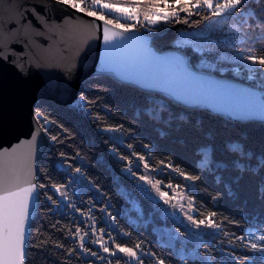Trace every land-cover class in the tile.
<instances>
[{"label":"snow or ice","instance_id":"1","mask_svg":"<svg viewBox=\"0 0 264 264\" xmlns=\"http://www.w3.org/2000/svg\"><path fill=\"white\" fill-rule=\"evenodd\" d=\"M52 5L70 9L73 15L56 20L47 15ZM156 25L183 29L185 34L167 48H157L151 43ZM49 34L71 42L75 63L49 48L29 57L26 67L14 45ZM93 38L99 42L95 78L135 87L170 104L264 125V0H39V4L24 0L10 6L0 20V63L12 65L22 75L32 67L60 68L70 79ZM95 91L100 94L81 91L75 103L62 110L69 115L84 113L104 134L105 156L99 160L73 127L44 111L41 103L32 110L29 137L0 146V264H28L30 246L52 255L51 264H264V225L254 230L245 226L244 212L223 216L215 210L225 195L236 196L231 183H224L223 192L209 191L214 210L202 211L206 202L197 203L204 171L243 172L251 165L241 159L217 163L211 146L200 150L204 159L199 169L178 163L173 154L156 151V141L130 139L139 123L135 117L126 121L120 113V119L107 122L106 114L117 112L104 101L109 89L97 83ZM41 136L56 149L59 177L47 168L37 174ZM73 144V151L65 150ZM231 147L242 159L252 158L242 146ZM252 171H264V156ZM120 185L144 200L150 192L166 210L153 209V215L171 223L154 228L155 235L148 239L146 222L126 220L115 204L112 189ZM260 192L264 194V175ZM34 195L46 202L37 210L51 231H41V224L30 245ZM61 217L68 218L64 221L68 227ZM225 224L243 231L230 233ZM221 233L232 237L227 245L219 239Z\"/></svg>","mask_w":264,"mask_h":264},{"label":"trees","instance_id":"2","mask_svg":"<svg viewBox=\"0 0 264 264\" xmlns=\"http://www.w3.org/2000/svg\"><path fill=\"white\" fill-rule=\"evenodd\" d=\"M156 30L153 36L160 34L154 42V47L157 48H167L176 39L181 38L185 34L183 29L176 30V28L167 25H158ZM211 38L215 39L216 36ZM97 83L103 84L109 89L108 92L103 94L104 101L113 105L117 110L116 115L106 114L109 118L107 122L111 123L120 119V113L124 114L123 119L126 121L133 117L139 120L134 137H130V139L140 137L145 140L156 141V151L171 153L178 163L194 164L198 169L200 162L204 159L200 150L209 146L215 151L217 163L222 164L223 161L229 159H241L242 163L251 165L243 172L234 168L227 170L220 168L215 173L204 171V184L197 186L198 191L196 194L199 197L197 203L206 202L201 209L202 211L214 210L215 206H213L209 198V191L218 189L223 192L224 183H231L236 196L229 198L225 195L215 210L220 211L223 216L242 211L245 213V219L247 220L246 227H252L254 230L261 229V226L264 225V194L260 192V188L261 175H264V171L257 174L252 171V168L257 167L259 158L264 156V125L258 122H232L208 111L186 110L175 104H170L162 97H149L140 90L131 86H120L107 78L97 79L93 77L86 80L82 83L79 93L84 91L90 96L99 95L100 93L95 91ZM38 103L44 106V111H51L54 116L62 119L66 125L73 127L78 136L82 137L86 144L92 146L94 159L99 160L105 156V145L102 143L104 134L96 131L95 126L87 119L84 113L69 115L62 110L65 106L45 101ZM100 111L103 112V109ZM136 126L130 125V127ZM79 143L80 141L77 140L76 144ZM76 144H73L72 148L65 150L73 151ZM231 145L242 146L244 153L251 152L253 154L252 158L242 159L240 152L234 151ZM55 156L56 149L48 141V147L39 162L38 175L40 168H47L50 173L57 177L62 174V169L56 166ZM104 167L106 168V166ZM216 176L221 178L220 182H217ZM237 177H240L238 182L236 181ZM129 184L134 190L139 191L131 180H129ZM112 191L116 196L115 204L118 205L121 214L126 220H139L141 224L146 222L144 232L148 239H152L155 235L153 232L154 228L166 227L171 223V219L161 221L153 215V209L161 213H166V210L162 205H159V202L154 199L150 192H147V198L144 200L135 194L129 195L131 189L126 188L124 185L114 187ZM212 194L214 195L215 192H212ZM43 203L46 202L39 201L38 207H42ZM236 218L239 219V216L237 215ZM67 219V217H61L65 228L68 227L67 223H64ZM220 219L221 216H218L217 220L219 221ZM41 224L44 226L41 231H51L48 220L43 218L37 210L32 224L31 237L33 239L30 241V245L35 242V238L38 235L37 229L40 228ZM223 227L225 231L235 232L237 235L243 231V229H234L229 224H225ZM54 235L57 234L54 233ZM231 238V236L225 238L223 233L219 237V239L224 241L225 245ZM207 239L212 242L211 237ZM65 243L69 242L65 241ZM53 259L52 255L31 246L29 247L28 264H44L45 261L51 264ZM53 264H55V261ZM72 264H75V261Z\"/></svg>","mask_w":264,"mask_h":264},{"label":"water","instance_id":"3","mask_svg":"<svg viewBox=\"0 0 264 264\" xmlns=\"http://www.w3.org/2000/svg\"><path fill=\"white\" fill-rule=\"evenodd\" d=\"M23 2L24 0H0V20L4 18V14L10 6ZM28 2L39 4V0H28ZM38 11H43V9L38 8ZM47 15L60 20L65 16L73 15V13L70 9L52 5L51 11ZM33 19L35 18L33 17ZM94 27L93 25V37L95 35ZM159 36L160 34L154 36L151 41L153 46ZM70 44V41L64 42L59 37L53 38L49 34L44 37H37L35 41L30 40L28 44L17 43L14 48L18 50L15 53L16 56L18 58L23 57L27 67L29 57L34 54L38 55L42 50L49 48L54 53L65 56L69 63H75L71 58ZM98 60L99 42L93 38L87 49L79 57L77 67L70 79L65 77L60 68L37 69L32 67L28 69L26 74L22 75L12 65L0 63V146L15 143L18 138L29 137L33 127L32 110L38 102L45 101L61 106L74 104L82 83L95 77ZM180 107L190 111H199ZM211 113L218 115L214 112ZM218 116L232 122H240L231 120L226 115ZM47 147V138L39 137L35 158L37 174L40 159ZM38 203L39 198L34 195L30 208L29 235Z\"/></svg>","mask_w":264,"mask_h":264},{"label":"rangeland","instance_id":"4","mask_svg":"<svg viewBox=\"0 0 264 264\" xmlns=\"http://www.w3.org/2000/svg\"><path fill=\"white\" fill-rule=\"evenodd\" d=\"M155 28H158V25H156ZM150 194H151V193H150ZM151 195H152V194H151ZM157 202H158V201H157ZM89 231H90V229H89Z\"/></svg>","mask_w":264,"mask_h":264}]
</instances>
